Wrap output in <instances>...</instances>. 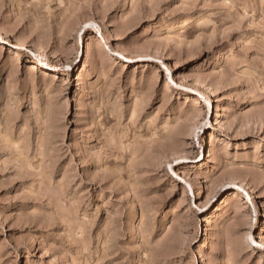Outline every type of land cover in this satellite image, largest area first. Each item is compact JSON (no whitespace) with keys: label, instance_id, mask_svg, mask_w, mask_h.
Masks as SVG:
<instances>
[{"label":"rangeland","instance_id":"obj_1","mask_svg":"<svg viewBox=\"0 0 264 264\" xmlns=\"http://www.w3.org/2000/svg\"><path fill=\"white\" fill-rule=\"evenodd\" d=\"M0 264H264V0H0Z\"/></svg>","mask_w":264,"mask_h":264},{"label":"bare ground","instance_id":"obj_2","mask_svg":"<svg viewBox=\"0 0 264 264\" xmlns=\"http://www.w3.org/2000/svg\"><path fill=\"white\" fill-rule=\"evenodd\" d=\"M17 42L21 46H24L23 41L20 38H18V37H17ZM126 58H129V57H126ZM202 133H205V130H202L201 132H199V134H202ZM205 156H206L205 151L202 150L201 151V155L199 157V162L203 161L205 159ZM250 196L252 197V195H250ZM129 209H131L130 213L133 214V212L136 210V205L133 203Z\"/></svg>","mask_w":264,"mask_h":264}]
</instances>
